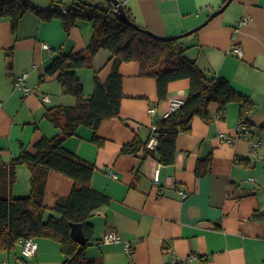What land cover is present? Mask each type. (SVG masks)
Masks as SVG:
<instances>
[{"label":"crops","instance_id":"obj_1","mask_svg":"<svg viewBox=\"0 0 264 264\" xmlns=\"http://www.w3.org/2000/svg\"><path fill=\"white\" fill-rule=\"evenodd\" d=\"M25 1L32 8L20 20L16 34L10 19L0 18V167L25 150L35 153L40 139L60 133L47 113L57 106H73L77 99L63 93L58 74L50 75L47 69L60 53L85 49L94 32L93 23L82 19L67 33L61 18L46 19L35 10L48 11L54 2L65 7L80 0ZM226 1L123 3L139 25L159 36L175 37L200 26ZM245 17L249 20L242 23ZM180 39L188 47V58L208 77L229 80L235 91L253 101L250 126L239 123L240 101L229 102L224 115L219 104L212 103L210 119L196 115L190 131L179 133L173 163L161 162L156 152L145 148L124 153V145L136 137L149 140L154 126L167 116L172 99L187 100L190 79L170 82L167 99L160 100L156 78L141 75L138 61L123 62L120 116L105 119L96 130L80 126L64 142L68 150L95 165L91 185L110 197L91 218L94 241L88 255L103 264H166V256L191 253L206 259L196 264H264V0H233L206 25ZM234 46L243 50L241 57L233 52ZM113 65L112 52L104 48L95 56L93 67L78 70L86 97L95 91L96 72L106 83ZM25 72L28 85L35 88L30 95L15 87V80ZM43 94L51 100L44 101ZM152 107L155 112L150 111ZM241 130L245 132L232 141ZM250 139L259 145L254 148ZM16 172L11 194L29 195V164H18ZM158 172L159 181H155ZM47 184L68 193L74 181L50 172ZM183 191L188 192L185 198ZM109 231L122 235L131 251L124 241H102ZM37 242L36 255L18 246L0 252V264H17L19 257L29 264L62 263L65 254L59 242L51 238Z\"/></svg>","mask_w":264,"mask_h":264},{"label":"trees","instance_id":"obj_2","mask_svg":"<svg viewBox=\"0 0 264 264\" xmlns=\"http://www.w3.org/2000/svg\"><path fill=\"white\" fill-rule=\"evenodd\" d=\"M120 1L123 3V0ZM124 7L131 23L122 21L116 7L108 0L97 4L80 0L65 7L54 2L48 11L35 9L43 18H61L67 33L82 19L93 23L94 32L85 49L60 53L47 69L50 75L58 74L62 92L77 99L73 106L49 109L47 118L60 128V133L52 138L40 139L35 153L25 150L11 164L0 167V252L15 250L24 237L36 240L51 238L60 243L65 254L61 264H103L101 259L88 255V248L94 241L91 218L99 207L110 202V197L91 185L95 165L68 150L64 142L76 134L80 126L96 130L105 119L120 116L124 97L120 72L123 62L138 61L141 75L156 78L160 100L167 99L170 82L190 79L187 100L156 125L159 140L156 149L148 150L147 141L136 137L133 142L124 145V153H136L145 148L156 152L161 162L173 163L179 133L190 131L196 115L210 119L212 103L219 104L224 115L229 102L240 101L239 123L250 126L249 114L254 103L249 97L235 91L225 78L208 77L196 61L188 58V47L180 38L160 39L150 34V30L136 22L125 4ZM30 8L32 6L25 0H0V18H9L16 34L20 20ZM104 48L112 52L113 69L106 83H102L96 72L95 91L88 98L78 70L93 67L95 56ZM13 50V47L10 48V56ZM94 139L101 142L96 135ZM20 163L29 164L32 170V190L27 196L16 197L11 194V189L16 181V167ZM50 172L73 180L71 191L64 193L49 187L47 179ZM201 173L204 171L201 170ZM81 235L85 243L79 241ZM199 261L206 259L199 255Z\"/></svg>","mask_w":264,"mask_h":264},{"label":"built area","instance_id":"obj_3","mask_svg":"<svg viewBox=\"0 0 264 264\" xmlns=\"http://www.w3.org/2000/svg\"><path fill=\"white\" fill-rule=\"evenodd\" d=\"M249 20V17H245L242 20V23H245ZM43 46L48 49L51 50V46L48 43H43ZM233 52L236 53L238 56H242L243 55V50L239 47V46H234L233 47ZM28 79V73L25 72L23 74H21L16 80H15V87L18 89H22L24 90L26 95H30L32 93L35 92V88L31 87L28 85L27 82ZM42 99L46 102H49L51 100V96L49 94H43ZM185 102V100L179 99V98H174L171 100L170 103V109L168 111V113L166 114L167 116L172 113L173 111L177 110L181 105H183ZM155 107L151 108V112H155ZM166 116V117H167ZM245 127H241L240 129H244ZM157 129V126L155 125L153 130H152V134L151 137L149 138V140L146 143V148L148 150H154L156 149V147L158 146L159 140H158V135L155 132ZM245 132L244 130H241L239 133H237V135L232 138V141H235L236 139H238L239 137H241V134ZM226 135L225 134H220V137L224 138ZM230 140V141H231ZM251 144L254 148H256L259 145L258 141H255L253 139H250ZM256 156H258V153H256ZM155 181H159V172L155 174ZM181 195L183 198L188 196V192L187 191H183L181 192ZM102 241L111 243V242H120V241H124L125 244L127 245V249L128 251H131V249L129 248V244L126 243V241L123 239L122 235H120L118 232L116 231H109L108 233H106L103 238ZM18 246H21L22 250L29 254V255H36L38 252V242L35 238L33 237H24L22 238L18 244ZM199 262V254L197 253H191L186 257H180L176 254H171L170 256H166V264H179V263H186V264H196ZM17 264H29L28 261L25 258L19 257L17 260Z\"/></svg>","mask_w":264,"mask_h":264},{"label":"water","instance_id":"obj_4","mask_svg":"<svg viewBox=\"0 0 264 264\" xmlns=\"http://www.w3.org/2000/svg\"><path fill=\"white\" fill-rule=\"evenodd\" d=\"M109 2H111L113 4V6L116 7V10H117V14H118V17L126 22V23H131L130 19L127 17V14H126V11H125V7H124V4L121 3L120 0H108ZM233 0H227L226 3L221 7L219 8L218 10H216L214 13H212L209 18L204 22L202 23L200 26H198L197 28L191 30V31H188L186 33H183L181 35H178V36H175L174 38H182L184 36H187L189 34H192L193 32L197 31L198 29H200L201 27H203L204 25H206L212 18H214L215 16L219 15L220 13H222L227 7L228 5L232 2ZM150 34H153L154 36H157L158 38L160 39H170V38H173V37H162V36H159V35H156L154 34L153 32L151 31H148ZM83 235H81V239H79V241L81 243H85V240L83 239Z\"/></svg>","mask_w":264,"mask_h":264},{"label":"rangeland","instance_id":"obj_5","mask_svg":"<svg viewBox=\"0 0 264 264\" xmlns=\"http://www.w3.org/2000/svg\"><path fill=\"white\" fill-rule=\"evenodd\" d=\"M264 156V155H263ZM50 213H52V212H50Z\"/></svg>","mask_w":264,"mask_h":264}]
</instances>
